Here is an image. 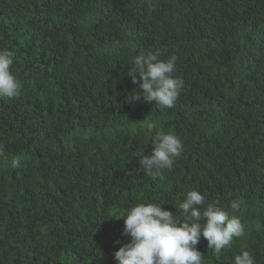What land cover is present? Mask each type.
Here are the masks:
<instances>
[{
	"label": "trees",
	"instance_id": "16d2710c",
	"mask_svg": "<svg viewBox=\"0 0 264 264\" xmlns=\"http://www.w3.org/2000/svg\"><path fill=\"white\" fill-rule=\"evenodd\" d=\"M3 51L23 87L0 98V264H117L126 210L178 215L190 190L243 201L244 235L219 258L201 237L204 264H264V0H0ZM148 52L177 57L172 108L128 102ZM145 120L183 143L162 178L133 155Z\"/></svg>",
	"mask_w": 264,
	"mask_h": 264
},
{
	"label": "clouds",
	"instance_id": "9594fccd",
	"mask_svg": "<svg viewBox=\"0 0 264 264\" xmlns=\"http://www.w3.org/2000/svg\"><path fill=\"white\" fill-rule=\"evenodd\" d=\"M13 58L10 51L0 52V98L18 97L23 87L10 71ZM176 60L175 55L161 60L158 52L135 56L129 75L133 83L139 77V90L131 93L128 102L154 103L158 109L174 107L183 87V81L173 75ZM144 127L151 136L152 152L133 155L139 157L145 175L162 178V171L170 170L180 157L183 143L171 132L155 130L151 121L145 120ZM11 166L19 167V158L12 159ZM242 203V200L232 201L229 210L216 202L206 204L204 195L190 190L176 207L178 215L154 202L131 206L121 217L122 231L129 241L113 253V258L117 264H204V255L196 248L201 237L219 258L222 250L232 247L234 237L244 235V225L234 215ZM233 264L256 262L250 251L241 250L233 257Z\"/></svg>",
	"mask_w": 264,
	"mask_h": 264
}]
</instances>
